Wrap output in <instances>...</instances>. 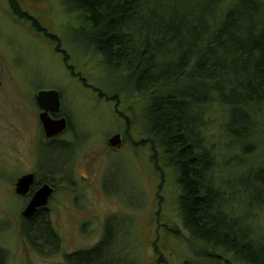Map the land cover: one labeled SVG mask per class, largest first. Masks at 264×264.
<instances>
[{
    "label": "rangeland",
    "instance_id": "1",
    "mask_svg": "<svg viewBox=\"0 0 264 264\" xmlns=\"http://www.w3.org/2000/svg\"><path fill=\"white\" fill-rule=\"evenodd\" d=\"M60 4V0H0V63L5 62L10 73L6 76L11 85L13 78L18 81L21 91L18 112L13 89L8 101L0 96V136L6 138V143L0 141L3 264H65L58 256L62 250L72 253L101 244L107 222L113 228L112 242L108 249L100 245L99 253L104 249L101 255L108 264H240L221 250L191 241L177 210L175 175L142 125L145 102L124 95L117 101L104 99L111 98L116 88L107 82L99 60L83 46L80 49L79 42V48L72 43L78 24ZM40 90L60 94V114L68 122L58 138L66 148L49 147L61 152L55 160L57 165L64 163L62 173L42 175L44 183L58 190L49 204L48 220L60 250L48 257L20 251L23 229L17 223L22 207L12 192L18 178L34 172L40 177L38 163L49 161V149L41 161L36 153L43 134L32 100ZM258 122L248 155L225 150L218 123H210L203 134L216 149L222 200L231 198L236 205L240 197L241 217L248 213L250 196L255 199L260 192L247 186H264V179L256 176L264 168V113ZM120 133L121 147H108V140ZM257 205L255 200L249 223L264 238V207L260 211Z\"/></svg>",
    "mask_w": 264,
    "mask_h": 264
},
{
    "label": "trees",
    "instance_id": "2",
    "mask_svg": "<svg viewBox=\"0 0 264 264\" xmlns=\"http://www.w3.org/2000/svg\"><path fill=\"white\" fill-rule=\"evenodd\" d=\"M60 3L78 24L72 43L99 60L107 82L116 88L111 99L136 96L145 102L142 125L175 175L177 210L191 241L221 250L240 264H264V238L249 223L254 201L258 210L264 207V186H247L260 192L255 199L250 196L248 213L241 217L240 197L236 205L231 198L222 200L216 149L203 135L210 123H218L225 150L248 155L246 149L254 145L264 113V0ZM32 27L41 29L34 22ZM58 141L39 145L40 161L46 149L50 153L49 161L38 163L41 175L62 173L64 163L55 160L61 152L49 148H66ZM256 176L263 180L264 168ZM40 218L24 224L22 235L51 238ZM107 223L100 244L106 248L113 233ZM100 245L76 253L71 264H108Z\"/></svg>",
    "mask_w": 264,
    "mask_h": 264
},
{
    "label": "flooded vegetation",
    "instance_id": "3",
    "mask_svg": "<svg viewBox=\"0 0 264 264\" xmlns=\"http://www.w3.org/2000/svg\"><path fill=\"white\" fill-rule=\"evenodd\" d=\"M9 68H7V65L4 63H0V96L4 97V100L6 99L7 101L9 100V98H11V90L13 89L14 93L13 95H15V102L17 104V112L20 110V100H21V97H20V93L21 91L20 90V86L18 84V81H15V79L13 78V84L11 85V82L9 81L11 77H7L6 74H8V76L10 75L9 71L7 70ZM6 73V74H5ZM13 87V88H12ZM42 91V90H41ZM39 92V91H38ZM34 95L33 97V100L34 101V108L36 110L39 111V114L38 116H36V121L35 122H38L39 121V116L41 114V111L40 109L38 108L37 106V103L35 101V97L37 95V93ZM60 96V94H59ZM12 100V99H11ZM60 102H61V97H60ZM60 110H61V106H60ZM18 116V115H17ZM49 117L51 119H54V120H58L60 118H64V116L62 117V115L60 114V111L58 113H49ZM64 120H66V123H67V129H68V122H67V119L65 118ZM39 125H40V130L41 132L43 131L42 130V127H41V124L40 122H38ZM66 131V130H65ZM0 132H1V129H0ZM43 134V138L41 139V144L43 145H46V144H49L51 143L52 141L54 140H59L58 138L60 136H58L56 139H52V140H48L45 138L44 136V133L42 132ZM3 135L6 136V134L3 133ZM120 136L119 139H121V144L124 142V137L123 135L120 133V134H117ZM5 138V137H4ZM2 136H0V141L2 140L3 142L1 143H6L5 139H4ZM0 143V144H1ZM37 144V143H36ZM32 176H33V183L29 189V191L25 194V195H17L16 194V191H15V185L17 183H15L14 185V188H13V195L15 194V198L20 202L22 209L20 211V215L18 217H20V221L17 223V225L19 226V228H23V225L28 222V221H32V222H36L37 220L39 221V217H41L40 219H42L41 222H44L46 224H48L47 226L50 225V222L48 220V217L50 215V211H51V208H50V205L52 203V200H53V197L55 196L56 192L58 190H56V188L54 187V185L50 182L48 183H44L43 181V177L42 175L39 177V174H37V172H34V173H30ZM25 175H29V174H25ZM22 177V176H21ZM19 179V178H18ZM17 179V180H18ZM43 185H48L49 187H51V189L53 190L52 191V194H50V198L48 199V202L46 204L45 207H40V208H37L35 210V212L31 215V216H28V217H25L24 216V211L25 209L27 208V205H29V203L31 202L32 198L34 197L35 193L43 186ZM62 197H65L67 198V195H66V192H62ZM50 230H51V226H49ZM22 232V233H21ZM20 234H21V241L19 240V244H20V251L21 250H24L26 254L29 255H32V254H35L37 255H41V256H44V257H48L49 255H55L58 253H55V252H58L60 250V243H59V238H54V237H51L45 241H41L39 240L38 238L36 237H31V236H26V235H22L23 234V231H21ZM54 245H56L55 249H54ZM3 249L0 248V264H3L4 261L6 260L5 258V253H3ZM63 253L62 255H58L62 262H64L65 264H71L72 262V258L71 256L75 255L76 253H80V252H86L88 251V248L84 249V250H79L77 252H66L65 250H62ZM111 264V263H110Z\"/></svg>",
    "mask_w": 264,
    "mask_h": 264
},
{
    "label": "water",
    "instance_id": "4",
    "mask_svg": "<svg viewBox=\"0 0 264 264\" xmlns=\"http://www.w3.org/2000/svg\"><path fill=\"white\" fill-rule=\"evenodd\" d=\"M38 108L41 111L39 116V121L42 127V132L48 140H54L67 129V123L65 118H60L58 120L51 119L49 113H58L60 111V96L55 90L39 91L35 97ZM119 135H114L111 137L107 145L110 148L118 149L121 147V139ZM33 183V176L23 175L17 180L15 185V191L17 195H25ZM52 189L48 185H43L34 195L29 205L24 211V216H31L37 208L45 207L50 194H52Z\"/></svg>",
    "mask_w": 264,
    "mask_h": 264
},
{
    "label": "bare ground",
    "instance_id": "5",
    "mask_svg": "<svg viewBox=\"0 0 264 264\" xmlns=\"http://www.w3.org/2000/svg\"><path fill=\"white\" fill-rule=\"evenodd\" d=\"M43 91V90H42ZM47 91V90H46ZM100 97H103V96H101V95H99ZM105 97V96H104ZM104 99H107L108 101H110V99L111 98H107V97H105ZM112 100V99H111ZM114 100V99H113ZM108 225L110 224L109 222L107 223ZM54 235H52V236H50V237H53ZM98 245H100V244H98ZM97 245V246H98ZM97 246L96 247H94V248H91V249H89L88 251H86V252H91L92 250H94L95 248H97ZM100 250V249H99ZM74 256V255H73ZM72 257V256H71Z\"/></svg>",
    "mask_w": 264,
    "mask_h": 264
}]
</instances>
